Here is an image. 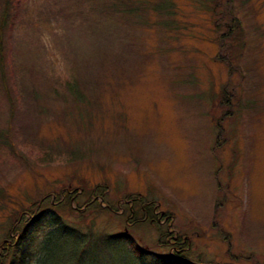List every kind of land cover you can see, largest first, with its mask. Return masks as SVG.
Segmentation results:
<instances>
[{"label": "rangeland", "instance_id": "obj_1", "mask_svg": "<svg viewBox=\"0 0 264 264\" xmlns=\"http://www.w3.org/2000/svg\"><path fill=\"white\" fill-rule=\"evenodd\" d=\"M1 22L0 244L48 196L154 252L136 264H170L175 234L193 260L264 264V0H0Z\"/></svg>", "mask_w": 264, "mask_h": 264}, {"label": "trees", "instance_id": "obj_2", "mask_svg": "<svg viewBox=\"0 0 264 264\" xmlns=\"http://www.w3.org/2000/svg\"><path fill=\"white\" fill-rule=\"evenodd\" d=\"M2 25L3 22L0 24L1 29ZM4 57L5 49L1 38L0 69L2 72L5 71ZM73 89L74 95L79 98L77 86L73 87ZM65 196L68 197L69 192H65ZM155 205L154 202H149L146 206L149 219L153 218ZM35 206V210L29 211L31 207ZM31 207L28 212H31L34 216L29 222L26 219L24 221L26 214H29L25 210L16 218L12 230L15 233L18 232V234L11 236L10 240L0 248V264H89L87 263V255L90 254L94 244L103 240L110 243L117 242L120 245L119 249L128 252L129 258L123 259L124 264H136L130 252H135L139 255L142 253H154L140 246L134 236L127 232L109 235L106 232L97 234L91 231L87 236L65 220L63 213L58 210L59 205L50 202L48 196L43 197L38 204L33 203ZM44 223H46L45 226ZM175 240L177 242L174 245L177 246L171 245L170 253L162 257L167 259L168 263L220 264L215 261L193 260L188 256L190 254L189 241L178 235ZM178 250H181V253ZM141 260H143V257Z\"/></svg>", "mask_w": 264, "mask_h": 264}, {"label": "flooded vegetation", "instance_id": "obj_3", "mask_svg": "<svg viewBox=\"0 0 264 264\" xmlns=\"http://www.w3.org/2000/svg\"><path fill=\"white\" fill-rule=\"evenodd\" d=\"M154 212H156L155 209H154ZM145 217H146V219L149 217L148 212H146V216H145ZM160 217H161V216H160ZM153 219H154V218H151L152 221H153ZM164 219H166V217H165ZM6 240H7V239H6ZM7 241H8V240H7ZM176 242H177L176 240H173V241H172V243H176ZM173 245H174V244H173ZM174 246H177V245H174ZM178 251L181 253V250H178Z\"/></svg>", "mask_w": 264, "mask_h": 264}]
</instances>
